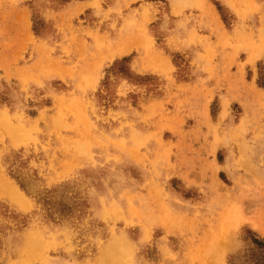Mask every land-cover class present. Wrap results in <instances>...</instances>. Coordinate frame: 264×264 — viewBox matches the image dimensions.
<instances>
[{"label": "rangeland", "instance_id": "1", "mask_svg": "<svg viewBox=\"0 0 264 264\" xmlns=\"http://www.w3.org/2000/svg\"><path fill=\"white\" fill-rule=\"evenodd\" d=\"M261 76L264 0H0V264H231Z\"/></svg>", "mask_w": 264, "mask_h": 264}, {"label": "trees", "instance_id": "2", "mask_svg": "<svg viewBox=\"0 0 264 264\" xmlns=\"http://www.w3.org/2000/svg\"><path fill=\"white\" fill-rule=\"evenodd\" d=\"M258 84L264 88L262 76L259 78ZM245 241L248 247L238 255L231 256V264H264V239L249 231Z\"/></svg>", "mask_w": 264, "mask_h": 264}, {"label": "bare ground", "instance_id": "3", "mask_svg": "<svg viewBox=\"0 0 264 264\" xmlns=\"http://www.w3.org/2000/svg\"><path fill=\"white\" fill-rule=\"evenodd\" d=\"M129 43H127V44H124V43H122V44H119L118 45V48H117V50H116V52L117 53H124V52H127L126 50L129 48ZM131 50V49H130ZM259 56V54L258 53H254L253 54V56L251 57V59H250V61H255V59L257 58ZM113 58V57H112ZM0 182H1V179H0ZM8 182V181H7ZM7 182H4L3 184H4V186H5V188L7 189V191H9V198L10 199H12L13 201H20V200H22V201H24V197H23V193L19 190V188H17V187H14L13 185H11L10 183H7ZM19 203V202H18ZM29 238V237H28ZM33 241V240H32ZM37 243V242H36ZM33 244V243H32ZM32 244H30L29 245V249H30V247L32 246ZM38 244V243H37ZM35 245V244H34ZM33 245V246H34ZM27 248V249H28ZM32 248V247H31ZM40 248V247H39ZM36 250V249H35ZM35 252V251H34ZM217 254H218V256H217V258H221V255L223 254V249H218L217 251ZM104 256V255H103ZM124 264V263H123Z\"/></svg>", "mask_w": 264, "mask_h": 264}]
</instances>
